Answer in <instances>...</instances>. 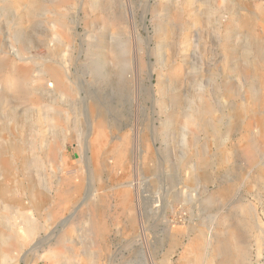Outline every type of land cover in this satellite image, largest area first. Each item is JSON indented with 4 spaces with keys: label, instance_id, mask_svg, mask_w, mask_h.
<instances>
[{
    "label": "rangeland",
    "instance_id": "1",
    "mask_svg": "<svg viewBox=\"0 0 264 264\" xmlns=\"http://www.w3.org/2000/svg\"><path fill=\"white\" fill-rule=\"evenodd\" d=\"M0 232V264H264V0H0Z\"/></svg>",
    "mask_w": 264,
    "mask_h": 264
},
{
    "label": "bare ground",
    "instance_id": "2",
    "mask_svg": "<svg viewBox=\"0 0 264 264\" xmlns=\"http://www.w3.org/2000/svg\"><path fill=\"white\" fill-rule=\"evenodd\" d=\"M50 76L56 80V88L58 90H62V88L65 86V81L61 77V74L59 71L55 70L54 68H51L50 70ZM252 150L248 149L247 153L249 155L252 154ZM75 187V186H74ZM77 186L75 188H70L66 189L61 196H58V199L55 203L54 206L51 207L45 214L47 216V219H55L58 217L64 210L69 206V204L72 202L73 197L77 194L78 192ZM36 201L38 206H44V197H40L38 194H36ZM31 229H30V234L34 233L36 228L38 227L36 223L29 224ZM37 226V227H36ZM1 233V232H0ZM25 240V239H24ZM18 243H22V239H19L17 237L11 236L9 239H7L5 242L3 241V246L6 250H11L13 247L17 246ZM2 247V246H1ZM51 258H54L56 260H59L62 256V253L60 252V249L56 248L52 250V252L49 254Z\"/></svg>",
    "mask_w": 264,
    "mask_h": 264
}]
</instances>
